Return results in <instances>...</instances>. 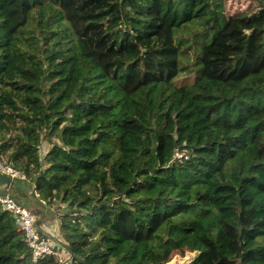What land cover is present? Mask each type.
Returning a JSON list of instances; mask_svg holds the SVG:
<instances>
[{"label":"trees","instance_id":"1","mask_svg":"<svg viewBox=\"0 0 264 264\" xmlns=\"http://www.w3.org/2000/svg\"><path fill=\"white\" fill-rule=\"evenodd\" d=\"M227 3L0 0V191L66 206V264H264V1ZM0 264H58L1 203Z\"/></svg>","mask_w":264,"mask_h":264},{"label":"built area","instance_id":"2","mask_svg":"<svg viewBox=\"0 0 264 264\" xmlns=\"http://www.w3.org/2000/svg\"><path fill=\"white\" fill-rule=\"evenodd\" d=\"M264 1V0H262ZM180 152H176V156H180ZM0 171L9 175L11 178H23V173L6 163L0 156ZM0 203L9 210L17 220V227L24 233L25 240L31 249V258L33 262L45 257L46 255L54 254L58 258V264H66V255L64 248L61 249L53 247V241L51 238L42 232L48 230L40 229L37 224V214L31 210L28 206L20 204L16 199L8 192L2 193L0 191Z\"/></svg>","mask_w":264,"mask_h":264},{"label":"rangeland","instance_id":"3","mask_svg":"<svg viewBox=\"0 0 264 264\" xmlns=\"http://www.w3.org/2000/svg\"><path fill=\"white\" fill-rule=\"evenodd\" d=\"M227 5H228L227 7H228L229 12L242 13V12H248V11H251L252 9H254V7H256V5H257V0H228ZM259 39H260V36L257 35V39L252 44V47L254 49L252 51V54H253L254 58H255V55H257L259 59H264V57H262V54H264V48H262V46L260 45ZM219 51H220L219 55H221L222 53H228L231 57L236 55L235 51L233 49H231V47L229 45H227L226 48H220ZM253 65L254 66L257 65L254 59H253ZM47 147H48V143H47V141L44 140L42 142L41 148H40L41 149V155H43L45 153ZM15 181L17 182V180H15ZM21 185H22V187H24V186L28 187L27 180L22 179ZM35 195L37 196V194H35ZM14 198H16V200L20 201V199L18 197H16L15 195H14ZM31 206L34 207L35 205L32 204ZM28 207L32 210V208L30 206H28ZM64 210H66V206L64 204H58L57 202L52 201L48 204L47 214L54 221L58 217V215ZM186 210H187L186 206H180L178 208L173 209L171 214L176 215L180 212H185ZM195 254H196L195 252H189V251H186L185 254H183V255L178 253V252H171L164 264H184L185 262H187L191 258H193L195 256Z\"/></svg>","mask_w":264,"mask_h":264},{"label":"crops","instance_id":"4","mask_svg":"<svg viewBox=\"0 0 264 264\" xmlns=\"http://www.w3.org/2000/svg\"><path fill=\"white\" fill-rule=\"evenodd\" d=\"M22 195L29 197L33 200V201H30L28 203V206H30L32 208V210H34L35 213L37 214V216H38L37 224L40 227V229H45V230H48L47 232H52L54 234V236H56V237L51 236V238L52 239L54 238L55 240H59L60 237H59V230H58V220L55 219L53 221V219L50 216H48V214L46 212L47 207L45 206L44 201H40L34 197H31V191L30 190L22 192ZM32 204H34L35 206L32 207L31 206ZM45 213L47 215H44Z\"/></svg>","mask_w":264,"mask_h":264},{"label":"water","instance_id":"5","mask_svg":"<svg viewBox=\"0 0 264 264\" xmlns=\"http://www.w3.org/2000/svg\"><path fill=\"white\" fill-rule=\"evenodd\" d=\"M15 180L9 175L0 171V188L9 187L11 190L14 188Z\"/></svg>","mask_w":264,"mask_h":264}]
</instances>
